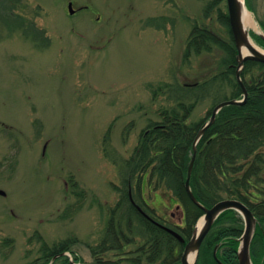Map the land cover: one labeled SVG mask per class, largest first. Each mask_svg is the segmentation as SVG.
<instances>
[{"label":"rangeland","instance_id":"rangeland-1","mask_svg":"<svg viewBox=\"0 0 264 264\" xmlns=\"http://www.w3.org/2000/svg\"><path fill=\"white\" fill-rule=\"evenodd\" d=\"M243 2L254 23L246 31L264 51L255 39L264 35V0ZM218 10L225 0H0V264H42L43 249L62 244L80 263L129 264L138 254V223L129 233L122 221L121 251L107 239L123 162L159 111L175 105L174 90L154 89L217 69V49L183 55L196 25L227 38ZM221 95L202 98L188 121L205 120ZM137 185L129 196L141 213L185 226L161 188Z\"/></svg>","mask_w":264,"mask_h":264},{"label":"trees","instance_id":"trees-1","mask_svg":"<svg viewBox=\"0 0 264 264\" xmlns=\"http://www.w3.org/2000/svg\"><path fill=\"white\" fill-rule=\"evenodd\" d=\"M14 2L17 3V0ZM218 21L227 27L226 39L205 26L196 25L191 30L183 55L184 59H189L192 55H211L217 49L221 53L215 59L217 69L201 76L193 84L179 83L174 87L163 84L154 89L153 96L168 89L174 90L177 95L175 105L159 111L158 121L151 122L142 130L131 156L123 162V178L118 188L124 190L122 199L111 211L107 239L116 250L121 251L123 240L127 239L122 221H125L129 233L134 232L133 225H140L143 243L138 247L136 256L125 260L129 264H181L184 243L164 228L178 230L180 235L185 232L181 235L185 240L203 215V210L190 200L185 181L194 138L215 106L205 120L198 123L188 120L198 102L213 91H222V101L241 100L243 94L235 78L237 50L227 13L218 10ZM260 27L264 32L261 22ZM255 39L264 47L261 37L257 35ZM240 79L247 92L246 101L224 106L218 112L214 124L197 144L189 185L195 199L205 208L222 200H236L251 211L256 227L250 243V256L254 264H264V64L247 60ZM144 180L150 191L156 192L161 188L162 194L181 209L184 227L180 228L165 218L157 222L141 213L133 200L131 202L129 190L132 182L140 185L142 190ZM118 211L120 218L116 228L114 222ZM243 230V220L236 211L223 212L201 244L200 264H217L213 257L217 245V259L222 264H235ZM104 242L102 248L105 247ZM67 249L63 244L53 249L44 248L41 258L46 262L42 264H49L54 257L52 264H68V259L62 255ZM121 260L93 264H121Z\"/></svg>","mask_w":264,"mask_h":264},{"label":"water","instance_id":"water-1","mask_svg":"<svg viewBox=\"0 0 264 264\" xmlns=\"http://www.w3.org/2000/svg\"><path fill=\"white\" fill-rule=\"evenodd\" d=\"M226 1V9H227V16H228V22L230 31L232 34V38L237 50L236 55V61H237V67L235 72V78L240 85L242 89V99L241 100H228V101H222L219 104H217L213 110L211 111V115L209 119L201 126V128L198 130L193 144H192V157L190 159V163L187 170V179L185 181V190L192 201L193 204L197 205L199 208L203 210V216H202V226L200 229L198 227L195 228L191 239L185 243L183 252L180 257V263L181 264H190L188 262V257L191 254H194V260L191 264L196 263V258L198 257V251L201 246L202 241L206 237L207 233L211 229L213 223L215 220L225 211L227 210H234L236 211L241 217L244 222V230L243 234L239 240V247L237 251V264H252L250 259V243L252 240V237L254 235L255 227H256V219L251 213V211L241 202L236 200H222L214 204L210 208L203 207L193 196L189 180L192 173L195 157H196V147L200 139L203 137L205 132L214 124L216 115L218 112L227 105H239L243 104L246 101L247 98V92L243 87L242 81L240 79V72L243 69L244 62L247 60L256 61L259 63L264 64V52L257 50L254 48V46L250 43V36L246 29L243 28L242 25V8L245 6L243 2L240 3L238 0H225ZM246 8V7H245ZM69 13L72 14L73 10L71 7V4L68 6ZM263 40L264 35L258 34ZM252 41V40H251ZM5 193L0 190V196H4ZM168 233L173 235L176 239H178L181 243H183V239L176 234L175 232L164 228ZM64 255V254H62ZM215 256V252H214ZM56 257L53 258V260ZM218 263H220L218 261ZM68 264H91V263H80V262H74L73 260H70Z\"/></svg>","mask_w":264,"mask_h":264},{"label":"bare ground","instance_id":"bare-ground-1","mask_svg":"<svg viewBox=\"0 0 264 264\" xmlns=\"http://www.w3.org/2000/svg\"><path fill=\"white\" fill-rule=\"evenodd\" d=\"M240 3H242V6H243V0H238ZM242 25H243V28L244 29H247V27L251 26L253 27L254 26V23H253V20L252 18L250 17L249 13L247 12L245 6L242 8ZM250 43L254 46V48H256L257 50L259 51H262L261 49H259L258 47H256L252 41L250 40ZM264 52V51H262ZM202 219L199 220L198 222V229H200V227L202 226ZM194 260V254H191L189 257H188V262L191 264Z\"/></svg>","mask_w":264,"mask_h":264},{"label":"flooded vegetation","instance_id":"flooded-vegetation-1","mask_svg":"<svg viewBox=\"0 0 264 264\" xmlns=\"http://www.w3.org/2000/svg\"><path fill=\"white\" fill-rule=\"evenodd\" d=\"M71 5H72V4H71ZM215 248H217V246H216ZM215 248H214V250H215ZM214 250H213V257H214V252H215ZM215 261H216V260H215ZM216 262H217V264H221V263H218V261H216Z\"/></svg>","mask_w":264,"mask_h":264}]
</instances>
